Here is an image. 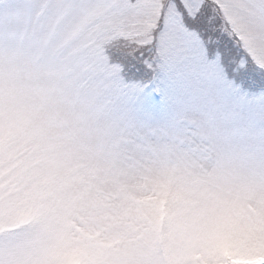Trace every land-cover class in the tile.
<instances>
[{
    "label": "rangeland",
    "instance_id": "rangeland-1",
    "mask_svg": "<svg viewBox=\"0 0 264 264\" xmlns=\"http://www.w3.org/2000/svg\"><path fill=\"white\" fill-rule=\"evenodd\" d=\"M202 2L263 71L264 0H0V264H264V98L205 61Z\"/></svg>",
    "mask_w": 264,
    "mask_h": 264
},
{
    "label": "trees",
    "instance_id": "trees-1",
    "mask_svg": "<svg viewBox=\"0 0 264 264\" xmlns=\"http://www.w3.org/2000/svg\"><path fill=\"white\" fill-rule=\"evenodd\" d=\"M207 6L204 2L199 13L190 15L182 5H177L178 11L187 17L183 22L186 31L196 35L197 40L201 42L206 62H218V67L223 69L226 76L231 79L233 92H238L247 99L264 98V69L260 72L252 69L250 59L247 60L249 52L242 46L241 40H238L236 34L231 35L232 33L221 25L222 20L219 15L215 13L216 16L213 17L214 11ZM210 13L213 14L212 19H210ZM104 44L105 47L110 45V43ZM113 47L115 48L114 56L121 55L117 58L116 65L127 83L145 87L163 75L157 64V54H154L153 65L150 66L147 65V56H151L149 52L137 55L135 52L132 53L129 48L130 51L120 46L123 49L121 51L117 45L114 44ZM236 51L242 53L239 58L234 57ZM241 57L247 58L245 59L246 65L241 64ZM134 80H137V83ZM139 80L141 83H138Z\"/></svg>",
    "mask_w": 264,
    "mask_h": 264
}]
</instances>
